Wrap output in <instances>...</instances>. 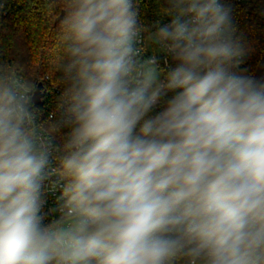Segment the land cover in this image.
<instances>
[{"label": "clouds", "instance_id": "9594fccd", "mask_svg": "<svg viewBox=\"0 0 264 264\" xmlns=\"http://www.w3.org/2000/svg\"><path fill=\"white\" fill-rule=\"evenodd\" d=\"M168 5L152 31L137 0H51L61 114L45 137L37 85L0 61V264H264V81L237 70L224 0Z\"/></svg>", "mask_w": 264, "mask_h": 264}, {"label": "trees", "instance_id": "16d2710c", "mask_svg": "<svg viewBox=\"0 0 264 264\" xmlns=\"http://www.w3.org/2000/svg\"><path fill=\"white\" fill-rule=\"evenodd\" d=\"M224 2L232 8L235 37L248 51L241 71L264 81V0ZM50 5L51 0H6L0 15V45L4 61L15 66L27 85L41 83L50 97L59 99L56 69L62 55L56 27L59 9ZM168 7V0H137L141 24L155 31L156 22L163 23L168 18L165 14ZM57 120H49L45 113L41 129L48 133ZM54 138L59 144V135Z\"/></svg>", "mask_w": 264, "mask_h": 264}, {"label": "built area", "instance_id": "2783aa9c", "mask_svg": "<svg viewBox=\"0 0 264 264\" xmlns=\"http://www.w3.org/2000/svg\"><path fill=\"white\" fill-rule=\"evenodd\" d=\"M2 14V9H0V15ZM5 14V13H4ZM170 17L165 19L163 23L169 22ZM1 29V27H0ZM145 37H147L148 34H143ZM146 47V51L142 54L143 56H150L152 55L151 47ZM160 64L165 70L172 67L174 64V61H172L171 57H165L163 53H158ZM0 61H4V54L2 47L0 45ZM167 61V63H165ZM242 64L239 65L238 71H241ZM19 74V72H18ZM25 81V80H24ZM44 91V97L42 98V105L40 107H36V122H35V130L38 137H45L46 132L41 129V123L45 119H42V115L45 116V113H48V119H59L61 114V102L60 99H53L49 96V94ZM43 109V112H42ZM56 153H53V162H52V171L50 173V179L45 182V189H44V205L41 209V214L45 217V223H48L50 221H53L58 218L57 209L60 204V197H61V191L58 187L59 181L55 178L56 177Z\"/></svg>", "mask_w": 264, "mask_h": 264}, {"label": "water", "instance_id": "95a60500", "mask_svg": "<svg viewBox=\"0 0 264 264\" xmlns=\"http://www.w3.org/2000/svg\"><path fill=\"white\" fill-rule=\"evenodd\" d=\"M44 97L43 85L40 83L37 86V93L35 99V107H40L42 105V98ZM44 115H42V119H44Z\"/></svg>", "mask_w": 264, "mask_h": 264}]
</instances>
